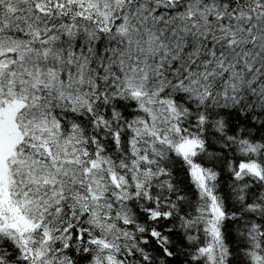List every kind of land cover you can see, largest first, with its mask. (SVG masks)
Returning <instances> with one entry per match:
<instances>
[{"label": "snow or ice", "instance_id": "snow-or-ice-1", "mask_svg": "<svg viewBox=\"0 0 264 264\" xmlns=\"http://www.w3.org/2000/svg\"><path fill=\"white\" fill-rule=\"evenodd\" d=\"M0 264H264V0H0Z\"/></svg>", "mask_w": 264, "mask_h": 264}]
</instances>
